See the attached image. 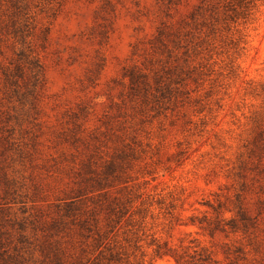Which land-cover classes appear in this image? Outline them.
<instances>
[{
    "label": "rangeland",
    "instance_id": "rangeland-1",
    "mask_svg": "<svg viewBox=\"0 0 264 264\" xmlns=\"http://www.w3.org/2000/svg\"><path fill=\"white\" fill-rule=\"evenodd\" d=\"M0 0V264H264V0Z\"/></svg>",
    "mask_w": 264,
    "mask_h": 264
},
{
    "label": "trees",
    "instance_id": "trees-1",
    "mask_svg": "<svg viewBox=\"0 0 264 264\" xmlns=\"http://www.w3.org/2000/svg\"><path fill=\"white\" fill-rule=\"evenodd\" d=\"M236 2H237V6L239 7V12H237V11H235V13H236V15H241L243 18H246V17H248L249 16V12L248 13H246L247 12V10L246 9H244V1L245 0H235ZM258 0H247V2H245V3H247V4H252V6H254L255 4H256V2H257Z\"/></svg>",
    "mask_w": 264,
    "mask_h": 264
}]
</instances>
